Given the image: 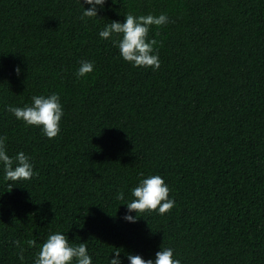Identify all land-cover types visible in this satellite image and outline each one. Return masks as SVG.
<instances>
[{
	"label": "trees",
	"instance_id": "1",
	"mask_svg": "<svg viewBox=\"0 0 264 264\" xmlns=\"http://www.w3.org/2000/svg\"><path fill=\"white\" fill-rule=\"evenodd\" d=\"M114 2L81 19L77 0H0V136L34 171L10 189L0 169V264H33L55 231L86 242L92 264L160 247L181 264H264V0ZM129 13L169 18L149 27L156 71L98 35ZM81 60L94 70L77 79ZM53 92L55 138L6 110ZM148 175L174 207L127 223L123 203Z\"/></svg>",
	"mask_w": 264,
	"mask_h": 264
},
{
	"label": "clouds",
	"instance_id": "2",
	"mask_svg": "<svg viewBox=\"0 0 264 264\" xmlns=\"http://www.w3.org/2000/svg\"><path fill=\"white\" fill-rule=\"evenodd\" d=\"M108 0H77L83 8L81 19L97 18L100 10ZM113 3L114 0H113ZM85 5L88 7L86 8ZM169 23L166 14L160 15H124L123 22L112 20L104 25L98 35L102 40H111L119 50L120 58L131 64L132 67L151 68L156 71L160 67L159 52L154 46L156 41L148 39L149 27L152 25L162 26ZM75 71L77 79L85 77L93 72L94 62L81 60ZM17 75L21 69H14ZM17 121L23 122L25 127H39L43 135L49 139L55 138L60 132V122L64 115L63 106L58 93L50 95H33L31 103L23 107L6 105ZM5 137L0 136V169L3 179L11 183V189L15 182L30 180L33 175V164L23 151L16 153L14 157L9 156L5 147ZM169 186L160 175L142 176L138 184L131 189L130 202L123 203L126 210L123 220L127 223H135L141 213L155 212L164 215L170 211L175 204L174 199L169 197ZM118 200H124V193H118ZM69 238L61 231L50 232L47 238L39 246L33 264H92V256L86 242L79 244L70 243ZM29 245H35V241H29ZM19 259L24 260L22 252ZM127 264H181L174 257L171 247H160L155 252L154 258L144 259L140 255L127 254ZM107 264H125L121 257L119 248L107 257Z\"/></svg>",
	"mask_w": 264,
	"mask_h": 264
}]
</instances>
